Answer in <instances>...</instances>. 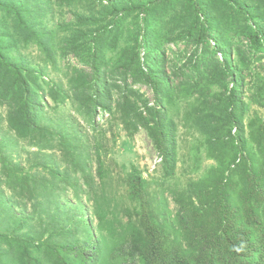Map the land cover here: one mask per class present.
Segmentation results:
<instances>
[{
    "label": "trees",
    "instance_id": "1",
    "mask_svg": "<svg viewBox=\"0 0 264 264\" xmlns=\"http://www.w3.org/2000/svg\"><path fill=\"white\" fill-rule=\"evenodd\" d=\"M35 2L0 0V264H264V117L246 121L242 96L248 54L264 56V0H58L88 7L60 26L58 50ZM179 42L197 51L169 66L166 47ZM20 43L37 46L43 67ZM69 55L86 68L45 77ZM134 84L152 89L153 104ZM102 114L145 130L165 181L178 164L177 119L195 131L193 171L201 149L215 163L170 191L175 214L134 165L131 205L116 210L101 144L84 128L96 131ZM21 142L34 147L29 166L13 156Z\"/></svg>",
    "mask_w": 264,
    "mask_h": 264
},
{
    "label": "rangeland",
    "instance_id": "2",
    "mask_svg": "<svg viewBox=\"0 0 264 264\" xmlns=\"http://www.w3.org/2000/svg\"><path fill=\"white\" fill-rule=\"evenodd\" d=\"M36 6H39L40 12L37 13L36 22L40 28H44L51 31L54 36L55 48L59 49V40L63 36L64 32L61 31L60 26L65 23L72 22L74 20L75 12H87V5L79 4L72 8L67 6H61L58 0H36ZM125 28V37L128 36L127 31L133 28L132 18H128L123 24ZM244 49H248L246 42ZM22 54L27 58L32 59L35 64L43 67L44 62L41 58L43 57L37 46L24 47L21 43L19 44ZM168 64L169 66L179 67L183 60L188 57L191 53L197 51L196 46L190 44L185 45L183 42L170 43L167 45ZM220 56V55H218ZM58 59V70H53L50 64H46L45 77H54L56 79L64 80L66 75H70L72 68L83 67V63L75 56L69 55L65 58L57 56ZM252 60L249 69H244L242 76L244 78V84L242 85V96L246 105L245 118L246 121L253 116L258 115L264 117V107L257 103L256 90L259 85V78L264 75V56L260 57V54L254 55L248 54L247 61ZM230 86L232 83L229 81ZM139 93L149 100L153 104V91L150 87L144 84H134ZM0 110L4 112V108L0 107ZM99 125L96 131L90 126L84 128L90 136L96 134L97 140H99L101 147L100 152L104 160V166L109 170L112 177L111 188L113 191L108 190L109 193L115 199H118L119 208L117 211H121L123 204L124 206H130L131 202L128 197V185L125 181L127 173L131 171L132 165L136 166L142 175L149 180L151 186L149 187L150 192L157 194L158 197L164 196L167 199V209L170 214H175L177 205L173 200V196L170 191L172 189H186L189 180H197L203 176L207 170L215 163L214 160L206 157L204 149H201V162L197 172H194V164L190 157V152L195 144V131L189 127H185L183 123L177 119L178 130H177V152H178V164L174 177L164 180V172L162 167V161H158V152L153 147L150 138L147 136L145 130L140 128L136 133L127 131L123 128L117 115L115 118L107 114H102L99 118ZM83 124V122H81ZM5 129V128H4ZM0 130H2L0 128ZM198 144H195V146ZM34 151V147L20 143L13 152L14 158L23 163L26 166L32 164L28 162V157H31ZM33 157V156H32ZM93 161L90 162L92 171L96 175V161L94 151L92 153ZM98 182L99 179L96 178ZM71 192H69L70 194ZM83 202L87 208H90L92 201L85 198L83 195ZM114 204V203H113ZM90 213H87L89 217ZM126 220V218H124Z\"/></svg>",
    "mask_w": 264,
    "mask_h": 264
},
{
    "label": "built area",
    "instance_id": "3",
    "mask_svg": "<svg viewBox=\"0 0 264 264\" xmlns=\"http://www.w3.org/2000/svg\"><path fill=\"white\" fill-rule=\"evenodd\" d=\"M162 159H163L162 156L159 154L157 160L160 162V161H162Z\"/></svg>",
    "mask_w": 264,
    "mask_h": 264
}]
</instances>
